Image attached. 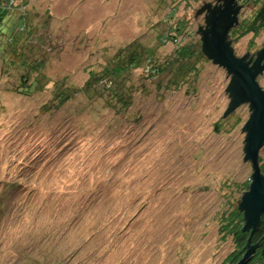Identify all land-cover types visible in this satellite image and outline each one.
Returning a JSON list of instances; mask_svg holds the SVG:
<instances>
[{
  "label": "rangeland",
  "instance_id": "obj_1",
  "mask_svg": "<svg viewBox=\"0 0 264 264\" xmlns=\"http://www.w3.org/2000/svg\"><path fill=\"white\" fill-rule=\"evenodd\" d=\"M201 1L181 0L164 22L169 0H15L28 24L48 27L54 50L34 93L17 92L18 70L0 74V264H225L235 248L225 212L252 170L243 160L248 105L222 116L231 100L224 68L204 60L178 87L146 79L145 92L143 63L125 112L103 98L93 108L81 92L50 105L55 81L82 87L130 43L170 57L174 47L157 34L177 20L195 31ZM237 35V56L264 46V29ZM257 81L264 88V69Z\"/></svg>",
  "mask_w": 264,
  "mask_h": 264
},
{
  "label": "trees",
  "instance_id": "obj_2",
  "mask_svg": "<svg viewBox=\"0 0 264 264\" xmlns=\"http://www.w3.org/2000/svg\"><path fill=\"white\" fill-rule=\"evenodd\" d=\"M169 1H171L170 11L163 18L164 22L174 18L181 0ZM182 1L188 3L189 0ZM14 2L15 0H0V74L18 70L17 80H19L20 89L16 88L17 92L20 94L34 93L46 84L43 81L44 75L41 69L48 62L54 50L53 42L48 27L41 23L36 26L28 24L24 16V7L19 6L20 8L13 10ZM249 4L252 5V9L247 6ZM243 5L244 8L247 6L246 8L251 10V13L243 22L239 21L233 31L239 32L238 37L250 32L255 36L259 30L264 29V0H244ZM203 25L194 31L193 26L177 20L171 28H164L163 32L157 34L161 44L170 42L174 47L170 57L161 59L153 55L152 50L138 49L136 44L130 43L120 48L114 55L106 56L101 68L89 72L82 87H72L66 80L55 81L50 105L57 107L58 104L69 101L77 92H81L93 108V99L103 98L107 102L106 106L112 108L115 113L125 112L131 107L132 92L136 89L133 88L134 85L131 82L133 68L140 65L144 67L145 64L148 70L138 77L142 90L147 92L144 83L146 79L152 82L155 78H157L155 86L158 89L161 85L167 86L165 89L178 87L189 81L192 73L197 72L198 63L204 60L211 61L202 49L200 30ZM262 149L264 151V144ZM248 162L251 165V162ZM258 163L264 175V156H258ZM249 186L250 177L243 185L241 184V195ZM238 204L225 212L226 221L223 222L222 228L228 235L232 234L235 248L227 255L224 263L234 264L241 259L245 252L247 238L250 236L251 243L247 248L250 249V259L246 264H264L262 254L264 214L261 215L260 223L250 235V231L242 229L244 217L243 212L238 209ZM256 242L259 244L253 249L252 246Z\"/></svg>",
  "mask_w": 264,
  "mask_h": 264
},
{
  "label": "water",
  "instance_id": "obj_3",
  "mask_svg": "<svg viewBox=\"0 0 264 264\" xmlns=\"http://www.w3.org/2000/svg\"><path fill=\"white\" fill-rule=\"evenodd\" d=\"M209 1L212 0H202L193 10V14L197 19L198 27L203 25L205 18V28L200 30L204 53L214 64L224 68L231 77L224 89L229 91L228 96H231V100L222 116L231 112L241 102L248 103L250 110L242 130L246 131V137L243 140L245 141L243 160L251 162L252 172L249 189L242 195L238 209L244 215L242 229L250 231L251 234L260 223L261 215L264 214V175L261 173L258 163L259 151L264 144V89L256 79L258 73L261 74V70H263L260 63L264 58V46L252 62L251 60L246 61L243 56H236L231 46V39L228 37L230 29L237 22V14L240 9L234 4L235 0H224L218 6L205 4ZM250 243L249 236L243 256L234 264L248 262L250 249L247 248ZM256 247L257 245L253 244L252 248ZM262 254L264 255V246Z\"/></svg>",
  "mask_w": 264,
  "mask_h": 264
},
{
  "label": "flooded vegetation",
  "instance_id": "obj_4",
  "mask_svg": "<svg viewBox=\"0 0 264 264\" xmlns=\"http://www.w3.org/2000/svg\"><path fill=\"white\" fill-rule=\"evenodd\" d=\"M243 1H244V0H235V1H234V4H235L236 6H238L239 9L241 10V9L244 7V5H243ZM223 2H224V0H212V1H209L208 3H205V4H209V5H211V6H218V5H221ZM240 10H239V11H240ZM238 15H239V12H238V14H237V22H236V24L230 29L229 34L232 33L234 27H235V26L238 24V22H239V21H238ZM204 28H205V21H204L203 28H202L201 30H203ZM228 38H229V37H228ZM229 39H230V38H229ZM262 47H263V46H262ZM262 47H261V48H262ZM261 48H260V49H261ZM260 49H259V50H260ZM259 50H257L255 53H252V54H251V53H246V54H244V55H242V56L246 58V59H245L246 61L251 60V62H252V61H254V59L256 58L257 53L259 52ZM242 56H240V57H242ZM260 66L262 67V69H264V58L262 59V61H261V63H260ZM257 76H258V75H257ZM257 76H256V78H257ZM248 110H249V105H248ZM249 112H250V110H249ZM262 147H263V146H262ZM250 180H251V179H250ZM248 189H249V188H248ZM248 189H247V190H248ZM247 190H246V191H247ZM246 191H245V192H246ZM245 192H244V193H245ZM244 193H243V194H244ZM243 194H242V195H243ZM242 195H241V197H242ZM240 201H241V198H240ZM240 201H239V203H240ZM243 217H244V215H243ZM254 231H255V230H254ZM251 234H253V232H252ZM251 234H250V235H251ZM255 244L258 246L259 243L256 242Z\"/></svg>",
  "mask_w": 264,
  "mask_h": 264
},
{
  "label": "clouds",
  "instance_id": "obj_5",
  "mask_svg": "<svg viewBox=\"0 0 264 264\" xmlns=\"http://www.w3.org/2000/svg\"><path fill=\"white\" fill-rule=\"evenodd\" d=\"M237 56V55H236ZM262 87V86H261ZM262 89H264L263 87H262Z\"/></svg>",
  "mask_w": 264,
  "mask_h": 264
}]
</instances>
